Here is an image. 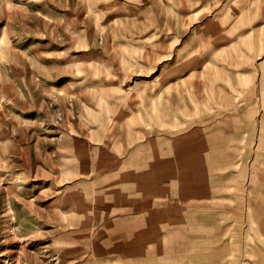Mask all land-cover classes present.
<instances>
[{"label":"rangeland","instance_id":"obj_1","mask_svg":"<svg viewBox=\"0 0 264 264\" xmlns=\"http://www.w3.org/2000/svg\"><path fill=\"white\" fill-rule=\"evenodd\" d=\"M249 1L0 0V264H150L153 244L120 241L123 228L109 225L120 221L110 205L123 198L122 160L150 124L176 125L178 113L191 118L184 126L202 123V100L209 112L230 110L188 69L200 47L221 53L210 32L238 17L211 11ZM257 37L235 34L231 47L250 53ZM258 67L255 83H238V129L209 132L216 147H201L217 154L207 180L220 194L201 216L215 225L195 228L185 264H264ZM220 116L229 128L231 115Z\"/></svg>","mask_w":264,"mask_h":264},{"label":"crops","instance_id":"obj_2","mask_svg":"<svg viewBox=\"0 0 264 264\" xmlns=\"http://www.w3.org/2000/svg\"><path fill=\"white\" fill-rule=\"evenodd\" d=\"M223 4H218L211 13L238 14V17L233 19L228 15L215 33L210 32L214 35L215 48L221 53L213 57L208 47H200L196 55L197 68L188 71L201 72L200 83L215 84V98L230 99V110H227L228 107H224L226 110L219 107V111L209 112L207 101L202 100L199 107V113L205 116L202 117V123L194 119L195 124L184 126L187 122L192 123L191 118L189 114L178 113V127L174 124L175 120L166 122L169 126L164 129L158 127L157 123L154 127L150 124L141 131L142 134L128 148L122 160L125 187L119 190L123 198L119 199L117 205H110L111 210L114 207L118 209L120 221L111 219L109 225L116 228L118 223L123 228L118 232L115 229L114 232L120 241L153 244L151 256H144L150 259V264H185L189 257L192 258V243L199 240L200 232L195 228L215 225L206 223L207 219L201 216L211 209L210 202L219 198L220 193L215 184L211 183V187L207 180L208 177L216 176L217 154H212V151L202 153L201 147H216L215 139L209 132L238 129V83L244 78L255 83V66L261 68L257 81L262 83L264 100V0H252L240 4L239 9L226 11L219 9ZM203 9L200 6L197 12ZM206 25L201 27L206 31L205 36ZM235 34L241 37L252 34L253 39L255 35L258 36L257 44L254 43L250 53L246 46L238 50L231 47L240 40L231 38ZM219 35L226 37L224 42L219 43ZM205 67L210 70H205ZM186 78L188 75L182 76L179 81ZM207 93L206 90L205 96L201 98L207 100L214 97L210 93L208 98ZM208 113L219 116L230 114V127H224L223 116L218 120L221 125L213 122L208 124ZM144 247L148 248L146 245Z\"/></svg>","mask_w":264,"mask_h":264}]
</instances>
